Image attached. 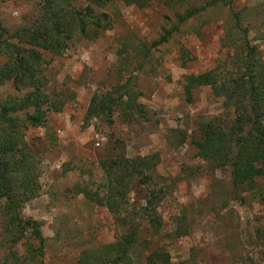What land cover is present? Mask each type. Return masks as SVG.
<instances>
[{"label": "rangeland", "instance_id": "rangeland-1", "mask_svg": "<svg viewBox=\"0 0 264 264\" xmlns=\"http://www.w3.org/2000/svg\"><path fill=\"white\" fill-rule=\"evenodd\" d=\"M70 2L79 9L89 3ZM34 5L35 0H0V24L27 25ZM199 5L205 10L178 22L187 7ZM91 7L104 11L110 25L70 33L60 55L42 51V89L60 108L49 109L41 126L24 131L41 163L38 191L20 217L40 223L42 263L77 264L81 250L122 237L129 242V264H146L158 247L169 255L161 264H264V171L233 187L232 152L216 167L198 154L192 141L200 140L201 123L213 120L227 131L231 112L208 85L184 89L189 74L216 69L228 75L230 57L245 40L264 61V0H112ZM163 29L172 30L171 36L153 45ZM127 82L141 112L126 119L117 103L107 118H86L94 94L115 97ZM23 92L0 86V97ZM119 155L127 160L129 180L121 202L137 212L123 226L101 204L108 191L120 189L101 161ZM137 170L151 177L149 185L164 187L154 209L156 232L137 216L146 195ZM86 193H95L96 201ZM16 250L1 247L0 264H32L22 246Z\"/></svg>", "mask_w": 264, "mask_h": 264}, {"label": "trees", "instance_id": "trees-1", "mask_svg": "<svg viewBox=\"0 0 264 264\" xmlns=\"http://www.w3.org/2000/svg\"><path fill=\"white\" fill-rule=\"evenodd\" d=\"M109 1L112 0H88L89 3L79 9L70 0H35V5L26 15L30 20L27 25L22 23L6 28L0 24V86L10 84L16 91L25 90L22 94L7 93L0 97V248L5 246L15 254L17 246H22L26 259L32 264H43L44 239L40 223L32 218L22 219L20 213L23 205L38 191L41 161L28 148L24 131L28 126H41L49 109L60 108L42 89L43 82L39 77L41 53L60 55L63 42L69 39L70 33H87L109 26L107 14L102 10L94 12L91 7L103 8ZM121 1L126 4L139 2ZM204 10V5L189 6L179 14L178 22ZM171 33L172 30L163 29L153 45L167 41ZM243 44L244 48L238 47V52L230 57L225 70L228 75L223 77L220 70L215 73L216 69H213L184 77L187 93L195 85H208L212 95L222 97L231 112L227 131L221 130L213 120H207L200 125V140L192 142L198 154L214 167L227 162L224 156L232 152L230 180L233 187L250 183L264 171V61L257 56L253 45L249 46L246 40ZM117 91L115 97L109 93L94 94L87 106L86 118L102 115L107 118L117 103L126 119H131L134 112H141V105L135 101L128 82L119 86ZM229 143H233V147ZM126 162L121 155L118 159L101 161L108 174L119 182L120 188L108 191L101 204L122 226L137 213L128 212L126 202H121L125 200V185L129 181ZM137 172L146 185L145 201L138 208L137 216L147 219L149 229L156 232L160 221L154 209L165 194L164 187L149 185L151 177L144 171ZM84 196L91 201L97 199L95 193ZM133 228L136 227L131 226L129 230ZM128 243L118 237L109 243L87 247L80 251L77 264H98L101 261L105 264H129ZM35 256L38 258L34 261ZM168 256L160 247L155 248L147 254L146 264H161L167 261Z\"/></svg>", "mask_w": 264, "mask_h": 264}]
</instances>
